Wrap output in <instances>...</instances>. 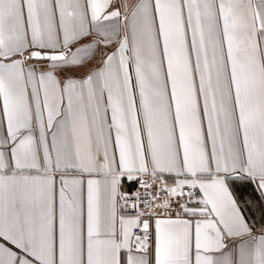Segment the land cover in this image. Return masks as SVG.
I'll list each match as a JSON object with an SVG mask.
<instances>
[{
	"label": "snow or ice",
	"instance_id": "snow-or-ice-1",
	"mask_svg": "<svg viewBox=\"0 0 264 264\" xmlns=\"http://www.w3.org/2000/svg\"><path fill=\"white\" fill-rule=\"evenodd\" d=\"M0 264H264V0H0Z\"/></svg>",
	"mask_w": 264,
	"mask_h": 264
}]
</instances>
